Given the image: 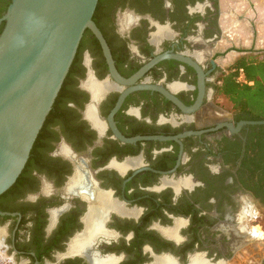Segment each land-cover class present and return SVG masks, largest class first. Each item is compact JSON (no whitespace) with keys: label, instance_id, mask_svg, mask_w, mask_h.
Wrapping results in <instances>:
<instances>
[{"label":"flooded vegetation","instance_id":"1","mask_svg":"<svg viewBox=\"0 0 264 264\" xmlns=\"http://www.w3.org/2000/svg\"><path fill=\"white\" fill-rule=\"evenodd\" d=\"M93 19L125 80L164 53L200 69L121 82L87 29L0 195V264H264V119L217 96L264 54V0H100Z\"/></svg>","mask_w":264,"mask_h":264},{"label":"water","instance_id":"2","mask_svg":"<svg viewBox=\"0 0 264 264\" xmlns=\"http://www.w3.org/2000/svg\"><path fill=\"white\" fill-rule=\"evenodd\" d=\"M98 3L99 0H12L0 18V23L5 22L0 34V195L15 184L24 170L87 29L100 40L113 75L121 82L133 83L148 68L167 58L184 60L200 69L189 59L164 53L134 78L123 79L93 19ZM164 92L183 106L175 96ZM252 123L264 124V120ZM0 214L4 212L0 210Z\"/></svg>","mask_w":264,"mask_h":264},{"label":"trees","instance_id":"3","mask_svg":"<svg viewBox=\"0 0 264 264\" xmlns=\"http://www.w3.org/2000/svg\"><path fill=\"white\" fill-rule=\"evenodd\" d=\"M12 0H5L2 13H5ZM100 0L98 3L99 8ZM2 25L0 34L4 28ZM236 70L226 74L217 85V96L226 104L249 112L258 119H264V54L242 58ZM243 72L245 81H239Z\"/></svg>","mask_w":264,"mask_h":264},{"label":"built area","instance_id":"4","mask_svg":"<svg viewBox=\"0 0 264 264\" xmlns=\"http://www.w3.org/2000/svg\"><path fill=\"white\" fill-rule=\"evenodd\" d=\"M238 79H239V81H245L244 74L242 73L241 76Z\"/></svg>","mask_w":264,"mask_h":264},{"label":"rangeland","instance_id":"5","mask_svg":"<svg viewBox=\"0 0 264 264\" xmlns=\"http://www.w3.org/2000/svg\"><path fill=\"white\" fill-rule=\"evenodd\" d=\"M258 46H261V44H260V43H258ZM260 244L264 245L263 243H260Z\"/></svg>","mask_w":264,"mask_h":264},{"label":"bare ground","instance_id":"6","mask_svg":"<svg viewBox=\"0 0 264 264\" xmlns=\"http://www.w3.org/2000/svg\"><path fill=\"white\" fill-rule=\"evenodd\" d=\"M161 31V30H160ZM163 31V30H162ZM162 33V32H161Z\"/></svg>","mask_w":264,"mask_h":264}]
</instances>
